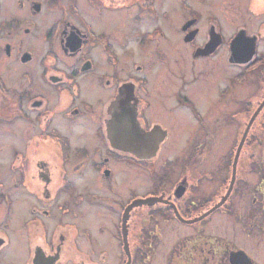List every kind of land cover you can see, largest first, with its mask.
I'll list each match as a JSON object with an SVG mask.
<instances>
[{
    "label": "flooded vegetation",
    "instance_id": "obj_1",
    "mask_svg": "<svg viewBox=\"0 0 264 264\" xmlns=\"http://www.w3.org/2000/svg\"><path fill=\"white\" fill-rule=\"evenodd\" d=\"M196 1L0 0V264H264V0Z\"/></svg>",
    "mask_w": 264,
    "mask_h": 264
},
{
    "label": "rangeland",
    "instance_id": "obj_2",
    "mask_svg": "<svg viewBox=\"0 0 264 264\" xmlns=\"http://www.w3.org/2000/svg\"><path fill=\"white\" fill-rule=\"evenodd\" d=\"M197 4H199L201 7H199L201 9V11H206V9H213L212 7V4H214V8L216 10H221L223 11L224 9H226V7H229L230 5H232V2L231 0H219L218 2H206V3H201L199 2L198 0L196 1ZM233 6V5H232ZM213 13V12H212ZM232 14H236V13H232ZM234 21V23H239L241 22L242 19L240 18H236L237 16L234 15L232 16ZM222 18V21H226L227 19H230V18H227V17H221ZM207 13H204L203 17H202V20L203 22L206 24L207 23ZM219 25H220V28H222L221 30H224L225 29V25H224V22L222 23L220 18H213ZM246 20H248V22L251 24L253 22H255L254 18L253 17H246ZM203 23V24H204ZM182 51H183V48H182ZM226 129V130H225ZM225 129H223L219 135H217L218 137H232L235 133V127H233L232 125L229 126V127H225ZM193 130L189 133V132H186V131H183L181 134V141H180V144L179 145H172V146H168L167 147V150L164 151V153H174L176 152L178 149L179 150H184L185 148H187L189 145H190V141L192 140V137H193ZM178 138V136L176 135L175 139ZM140 172V171H139ZM135 174H138V173H135ZM142 174V173H140ZM145 175V174H144ZM146 177H143V179L139 176V178H137L135 180V183L139 185V190L141 192H146L148 190H150V186H147L146 182L148 183L149 185V182L151 183L149 177L147 175H145ZM121 185H124V183H122ZM137 188H134V193L136 194L137 193ZM233 216V215H231Z\"/></svg>",
    "mask_w": 264,
    "mask_h": 264
},
{
    "label": "water",
    "instance_id": "obj_3",
    "mask_svg": "<svg viewBox=\"0 0 264 264\" xmlns=\"http://www.w3.org/2000/svg\"><path fill=\"white\" fill-rule=\"evenodd\" d=\"M241 41H247L248 47L245 49L238 48L237 45H241ZM255 39L250 38L247 40V38H244V35L238 34L237 37L234 40V43L232 44V56L233 58H239V53L243 51L245 53L244 57L246 59L254 57L255 53ZM126 122L123 117H120L118 119V122L114 125L112 128L109 129V133H113L114 137L112 138L113 143L115 142V146L118 149L121 150H134V152L138 153L141 149L140 145H135V144H130V138L128 136V131L125 129L126 127L124 126V123ZM155 147H153L154 150ZM161 201V199L153 197V198H145L139 200L140 203H155ZM215 209V208H214ZM213 210V209H212ZM210 212V211H209ZM208 213V212H207ZM207 213L202 214L199 218L204 217ZM198 219V218H197ZM196 220V219H195Z\"/></svg>",
    "mask_w": 264,
    "mask_h": 264
}]
</instances>
